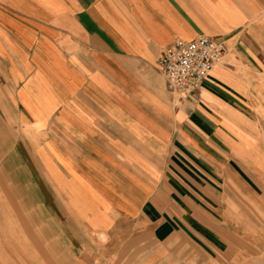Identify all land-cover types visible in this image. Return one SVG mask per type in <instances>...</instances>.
I'll list each match as a JSON object with an SVG mask.
<instances>
[{"label":"crops","instance_id":"obj_1","mask_svg":"<svg viewBox=\"0 0 264 264\" xmlns=\"http://www.w3.org/2000/svg\"><path fill=\"white\" fill-rule=\"evenodd\" d=\"M200 35L227 48L182 94L160 57ZM162 232L264 248V0H0V264Z\"/></svg>","mask_w":264,"mask_h":264},{"label":"rangeland","instance_id":"obj_2","mask_svg":"<svg viewBox=\"0 0 264 264\" xmlns=\"http://www.w3.org/2000/svg\"><path fill=\"white\" fill-rule=\"evenodd\" d=\"M160 241L161 258L155 263L151 260L148 262L147 257L151 256L156 244L146 241L145 264H264L263 246L259 247L261 250H256L255 247L243 244L240 246L232 243L202 245L194 237L185 235L166 237L163 236V232ZM239 247L241 251H238ZM131 250L127 260L124 256L115 260L113 264H141L140 257ZM245 257H252L253 261L246 260Z\"/></svg>","mask_w":264,"mask_h":264},{"label":"built area","instance_id":"obj_3","mask_svg":"<svg viewBox=\"0 0 264 264\" xmlns=\"http://www.w3.org/2000/svg\"><path fill=\"white\" fill-rule=\"evenodd\" d=\"M226 44L207 35L177 39L160 57V66L171 89L193 93L226 51Z\"/></svg>","mask_w":264,"mask_h":264}]
</instances>
